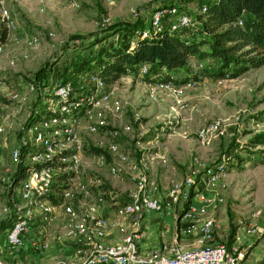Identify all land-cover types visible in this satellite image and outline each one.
Listing matches in <instances>:
<instances>
[{"label": "rangeland", "instance_id": "374dc122", "mask_svg": "<svg viewBox=\"0 0 264 264\" xmlns=\"http://www.w3.org/2000/svg\"><path fill=\"white\" fill-rule=\"evenodd\" d=\"M8 1L17 22L26 29V34L18 39L24 42V52L18 58L13 57L15 65L22 63L23 68L16 65L18 70H15L13 77H4L0 73V86L5 87L8 92L4 95L0 90V109L6 108L1 112L7 117L6 124L3 122L0 125L5 129L7 124L11 126L7 137H1L0 144V175L10 177V180L0 181V223L13 215L17 206L25 203L21 197L20 185L15 189V194L9 191L18 167L12 160V153L23 144L29 146V127L36 111L44 109L52 89L58 83L71 80L78 96H85L90 92L87 85L92 71H83L80 67L108 41L87 47L92 35L102 29L108 31L119 20L134 21L143 17L148 22L153 6L162 0ZM202 2L203 0H188L187 5L196 12L200 10ZM2 22L0 18V25ZM77 34L78 36H74ZM33 35L40 37L39 42L31 41ZM122 36L123 31H119L113 37ZM23 58L29 62L25 64ZM194 59L192 68L199 70L196 76L192 74L191 78L178 80L175 78L178 71L174 69L168 77L173 84L196 81L194 86H187L180 95V100L174 97L170 86L148 77V73L143 72L141 67L106 85L103 94L108 97L100 100L94 108V118L83 116L76 124L75 131L83 144L78 162V169L83 172V176L70 181L64 174L69 173L72 168L56 165L53 177L55 184L49 197L56 206L52 212L47 213V218H44L45 212H41L39 208L33 212L35 235L41 237V242L56 239L61 233L59 230L67 232L71 219L65 211V202L73 203L79 215H83V206L79 201L84 197L78 192L77 186L80 187V183L94 186V179H98L97 183L107 181L111 194L124 193L127 198L120 205L143 193H149L162 204L161 209L155 210L156 212L167 213L169 210L174 216L179 214L175 223L177 225H188V219L182 217L189 210L198 219L215 217L220 224L215 230L216 241H228V244L230 235L243 224L258 228L256 242L264 237V146H250L247 143L255 134L264 131V64L233 74L232 64L228 69L220 71L221 66L216 58L203 61L196 57ZM189 63L179 69L187 67ZM44 66L51 69L46 77L39 80L36 72ZM147 66L151 67L149 63ZM199 73L203 76H199ZM210 86H216V91L208 92L199 101L191 98L190 92ZM115 101L119 102L118 110ZM217 118L222 121L220 130L208 142H200L198 129ZM10 119H13V125V122L9 123ZM91 123H97V131H91ZM126 126H129L128 130H125ZM18 129L21 130L20 134ZM112 129L119 133L110 135L109 131ZM62 138L67 145L74 142L67 134H63ZM112 142H117L120 150L129 153L132 158L153 157V165L145 172V176H133L123 168L116 175L111 173L114 154L110 153L109 147ZM90 145L101 147L105 152L99 154L86 150L85 146ZM230 151L240 153L243 160L237 164L239 160L234 159V165L224 168L219 178L214 183H209L207 166L226 159ZM187 177H192L195 181V191L206 189L210 195L223 197L222 202L207 204L198 197H193L191 200L183 198L168 205L167 195L173 183ZM63 184L71 187L74 192L72 199L63 197ZM94 194L99 198L97 190ZM194 201L201 204L196 206ZM203 204H206L205 208L202 207ZM57 206H60L59 209ZM145 213L148 212L140 216L143 217ZM130 231L132 230H128ZM190 234L192 232L187 236ZM65 236V242L68 243L70 235ZM171 241L174 240L166 242ZM1 248L0 240L2 256ZM73 258V255L64 251L57 252L54 256L58 264H68L74 261Z\"/></svg>", "mask_w": 264, "mask_h": 264}, {"label": "built area", "instance_id": "2783aa9c", "mask_svg": "<svg viewBox=\"0 0 264 264\" xmlns=\"http://www.w3.org/2000/svg\"><path fill=\"white\" fill-rule=\"evenodd\" d=\"M206 4L202 3L200 10L204 11ZM246 11L243 10L242 13ZM0 18L8 28V37L15 38V31L19 28V23L11 10L8 0H0ZM166 20L171 29H192L194 17L187 11H180L176 6L158 7L153 10L151 15V29L161 30L166 24ZM244 17L239 19L240 24H244ZM150 28L141 30L143 35L149 33ZM40 37L33 35L32 42H39ZM4 52V44L0 45V56ZM15 63V58L11 59ZM202 65V62L200 63ZM132 68H126L130 73ZM141 70L148 73L147 63L141 66ZM162 84L166 83L171 87L174 97L180 100V95L184 93L187 86H194L195 80H188L183 84H173L169 79L157 78ZM106 83L96 72L89 73V83L87 85L90 92L85 96L76 95L75 85L71 80L58 83L51 92V97L46 103V108L50 111L49 115L44 116L38 121H33L29 127L31 131L30 143L27 151L22 154L20 147L12 153V160L15 164L23 161L28 165L41 163L39 167H31L25 178L21 179L17 186H21V197L25 203L17 206L13 214L15 218L11 227L6 231V244L11 248L20 250L25 244V234L34 230L35 226L32 221L33 212L39 208L41 212L47 213L53 211L56 206L50 200L53 189L54 169L56 165L50 164L49 161L56 160L59 165L66 168H72L68 180L74 181L80 172L78 162L80 158L79 151L82 150L83 144L78 137L76 124L81 117L88 119L94 118V108L100 103V100L107 98L104 93ZM99 94H103L98 97ZM116 102V109H119V102ZM12 124V123H11ZM222 121L217 118L204 125L198 131L200 142H208L221 128ZM91 131H97V123L90 124ZM129 126L125 127L128 130ZM5 127L0 125V144L1 134ZM118 130L112 129L109 134L115 136ZM63 134H67L69 139L74 140L72 145L63 142ZM110 153L114 154V162L110 170L116 175L123 166L128 165L134 171V175L145 176V172L150 170L153 165V157L143 156L141 158H132L129 153L120 150L117 142H112L109 147ZM226 162L221 161L214 165H208L206 168L209 183H214L219 174L226 168ZM1 180H10V177L0 175ZM69 181V182H70ZM12 182V181H11ZM98 184V179L93 180ZM195 181L192 177H187L182 181H175L167 195L168 205L179 202L181 199L191 200L198 197L207 204H218L222 202L223 197L210 195L207 190H194ZM68 185V184H67ZM15 186V189L17 188ZM78 192L82 193L87 200V205L80 216L76 211L73 203L64 204L65 211L70 216V224L67 232L70 235L83 237L90 245L86 255L80 260H74L68 264H99L112 262L114 264H247L245 263L247 251L236 242L227 244L215 239V230L218 227V221L215 217L198 219L194 217L193 211L189 210L182 217L189 221L188 225H182L181 232L188 234L196 232V239L193 245L187 246L180 241L164 242L156 247L142 252L139 248L140 234L137 231H125L122 238L118 241L107 242L104 237L112 223L123 225L127 217H133L137 220L144 212L159 210L162 207L158 198L152 197L149 193H143L132 200L126 201L119 205L117 209V219L112 220L108 216L102 215L97 211L95 203V194L92 185L80 183L77 186ZM16 192V190H15ZM14 192V194H15ZM63 197L72 199L74 192L71 187L65 186ZM8 210L7 208H5ZM22 211V212H21ZM241 232L236 233L235 239L239 240L243 234L255 235L258 228L254 225L243 224L240 227ZM36 246L40 243L35 242ZM39 246V245H38ZM0 264H5L0 255Z\"/></svg>", "mask_w": 264, "mask_h": 264}, {"label": "trees", "instance_id": "16d2710c", "mask_svg": "<svg viewBox=\"0 0 264 264\" xmlns=\"http://www.w3.org/2000/svg\"><path fill=\"white\" fill-rule=\"evenodd\" d=\"M187 2L188 0H162L155 7L153 6L152 10L176 5L180 11L184 10L193 15L192 29L173 30L168 24L169 20H166L164 27L156 31L151 29V21L146 22L143 17L134 21H115L108 31L102 29L92 35L93 38L90 39L87 47L108 41L102 44L80 69L96 72L106 83L110 84L126 74L127 67L139 69L144 63L151 65L147 75L153 79L160 77L168 79L174 69H179L189 63L192 57L201 61L216 58L221 66L220 71L228 69L232 64L233 74H239L264 64V0H203L202 3L206 4V9L196 12L189 8ZM243 10L246 12L242 13ZM242 17L245 19L244 24L239 23ZM145 28H150L147 35L141 33V30ZM119 31H123V36L113 37ZM7 37L8 28L2 22L0 45L7 41ZM50 69L47 66L41 67L37 70L36 76L39 80L43 79ZM49 113L46 106L42 111L38 109L31 123L42 119ZM247 143L250 146H264V131L255 134L248 139ZM85 148L99 154L105 152L103 148L94 145L85 146ZM21 149L24 155L27 147L23 144ZM234 159L239 160L237 163L239 164L243 157L238 152L230 151L226 159H220L217 163L224 161L227 164L226 168H229L235 164ZM49 163L59 165L56 160L49 161ZM33 166L39 167L41 163L28 165L21 161L18 164L9 187L11 194H14L15 186L26 177ZM64 175L67 178L70 173ZM62 186H67V184ZM94 188L101 197L107 199L115 197L125 201L127 198L124 193L111 194L109 192L111 187L107 181L101 180L100 183L92 186L93 192L96 193ZM15 217L13 214L4 218L0 223V229L6 232ZM234 235L235 230L230 235L228 244L232 242Z\"/></svg>", "mask_w": 264, "mask_h": 264}, {"label": "crops", "instance_id": "0c3cea01", "mask_svg": "<svg viewBox=\"0 0 264 264\" xmlns=\"http://www.w3.org/2000/svg\"><path fill=\"white\" fill-rule=\"evenodd\" d=\"M9 2V1H8ZM19 23V22H18ZM16 37L10 38L4 44V52L0 56V73H3L4 77H13L17 66L18 68H23V65L11 63V59L13 57H20L21 52L24 47V42L19 41L18 39L26 34V29L20 26L15 31ZM18 40V41H16ZM25 60V58H23ZM194 57L190 59V63L187 67L183 69H177L178 74L175 78L178 80L180 79H187L191 78L190 76L193 74L196 76L198 73V69L192 68L194 61ZM25 64L29 62L28 60L23 61ZM135 71L132 68L130 74ZM204 74V72H202ZM202 73H199V76H203ZM11 80L14 81L12 78ZM216 86L206 87L205 89L200 88L198 90H194L190 92L191 98L195 100H201L208 92L216 91ZM0 90L3 91L4 95H7L5 87L0 86ZM6 110L5 107L0 109V123L6 124L7 117L1 111ZM13 122L11 125L14 124L13 119H10L9 123ZM6 129L1 134L2 138H6L7 134L10 130V124L5 125ZM20 132V129H18ZM123 170L131 175H134V171H132L128 165L123 166ZM80 174L76 175L79 179L83 176V172L80 170ZM119 182V179H117ZM81 206H83V210H85L87 205L86 198L79 201ZM122 200L116 199L115 197L111 199H107L104 197L99 196V198L95 197V203L97 206V211L105 216H108L112 220L117 219V208L122 203ZM194 205L199 206L200 202L194 201ZM201 204V203H200ZM208 206V205H207ZM60 206L56 208L59 209ZM203 208L206 207V204H203ZM5 209V208H4ZM179 214L177 216L172 215L169 210L167 213L162 211L154 212L149 211L145 213L143 217L140 216L137 220H133L127 218L124 220L123 225H117L112 223L110 228L108 229L104 240L107 242L118 241L122 238L125 231L132 230L137 231L140 234V241H139V248L142 252H146L154 247H156L160 243H164L168 240H179L183 242L187 246L193 245L195 242V235L196 232H192V234L188 235L181 232L182 225L175 224L178 220ZM219 224V223H218ZM220 224L218 225V227ZM178 229V231H177ZM35 230V229H34ZM32 230L25 234V244L20 250H16L7 246L6 242V232L0 229V240L2 244L1 248V258L3 259L5 264H58V261L54 259V256L57 252H66L73 255L72 260H80L84 255H86L88 249L90 248L89 243L81 236L78 235H70L69 242H65L66 234L68 232H64L59 230L61 233L57 236L56 239L52 240L48 239L41 242V237H38L37 234L35 235V231ZM241 232L240 228L235 231V233ZM191 233V232H190ZM259 236V235H258ZM255 235L251 234H243L239 240L235 239L232 240L236 242L238 245L243 247L246 251V259L245 263L247 264H263L264 262V237L261 238L260 241L256 242ZM35 242L40 243L37 246L34 244ZM172 242V241H171ZM51 256V259L49 258ZM100 264V263H99Z\"/></svg>", "mask_w": 264, "mask_h": 264}]
</instances>
